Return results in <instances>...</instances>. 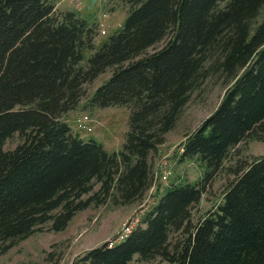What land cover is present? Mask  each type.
Here are the masks:
<instances>
[{"label": "trees", "instance_id": "16d2710c", "mask_svg": "<svg viewBox=\"0 0 264 264\" xmlns=\"http://www.w3.org/2000/svg\"><path fill=\"white\" fill-rule=\"evenodd\" d=\"M122 1L130 7L123 24L95 47L97 23L57 13L53 0H0V255L45 225L65 230L101 196L142 199L156 178L152 153L194 90L220 74L231 85L178 157L199 163L203 177L167 185L124 239L73 264H130L135 256L264 264V154L236 168L221 201L192 217L232 149L246 138L264 142V0ZM108 70L88 97L86 86ZM84 98L90 109L131 110L119 151L73 131L66 116ZM16 135L21 141L6 149Z\"/></svg>", "mask_w": 264, "mask_h": 264}, {"label": "rangeland", "instance_id": "374dc122", "mask_svg": "<svg viewBox=\"0 0 264 264\" xmlns=\"http://www.w3.org/2000/svg\"><path fill=\"white\" fill-rule=\"evenodd\" d=\"M91 1L82 0L78 7L72 0H53L57 13L74 11L91 23H97L99 34L95 38V47H98L123 24L130 7L122 0H96L90 9ZM228 1L222 0L220 7H224ZM263 18L264 10L259 21ZM102 30L106 33H101ZM84 53L87 58L91 51L84 50ZM111 74V70H108L87 85V96H91ZM230 85L222 75L217 74L209 77L194 90L175 127L166 134L164 144L151 155L150 160L157 179H153L150 189L142 199L122 204L112 198L103 200L101 196L102 201L93 202L89 208L79 211L65 230L56 232L49 230V225H45L43 230L21 240L0 255V264H73L87 250L107 240H121L122 235L129 234V229L137 225L144 213L157 201L158 193L167 185L180 180L199 181L204 175V168L194 160H179L181 144L187 135L196 130L215 110ZM86 101L84 98L80 107L66 116L73 131L85 139L98 140L109 151H119L129 129L131 110L127 106L90 109L85 107ZM82 114L91 117L92 131H83L76 127L75 120ZM20 141V136L16 135L6 142L5 148L13 149ZM263 154L264 142L252 138H246L232 149L223 168L208 185L201 201L193 206V219L199 220L221 201L227 185L236 177V168L247 166ZM99 188L100 184L96 183L93 191H98ZM130 264L172 263L160 257L142 260L135 256Z\"/></svg>", "mask_w": 264, "mask_h": 264}, {"label": "built area", "instance_id": "2783aa9c", "mask_svg": "<svg viewBox=\"0 0 264 264\" xmlns=\"http://www.w3.org/2000/svg\"><path fill=\"white\" fill-rule=\"evenodd\" d=\"M72 2L76 3V5L79 7L80 4L82 3V0H72ZM101 33L105 34L106 31L105 30H102ZM75 123H76V127L79 129V130H83V131H92V128L90 126V124L92 123L91 122V117L88 115V114H82L80 116H78L75 120ZM157 179V178H156ZM132 229V228H131ZM131 229H129V232L131 231ZM127 236V234L124 236L122 235L121 238L124 239L125 237ZM121 239V240H122ZM120 240V239H119ZM119 240H116V241H119ZM114 242H111V245L113 244Z\"/></svg>", "mask_w": 264, "mask_h": 264}, {"label": "water", "instance_id": "95a60500", "mask_svg": "<svg viewBox=\"0 0 264 264\" xmlns=\"http://www.w3.org/2000/svg\"><path fill=\"white\" fill-rule=\"evenodd\" d=\"M95 1H96V0H92V1H91V4H90V6H89L90 9L93 8V5H94Z\"/></svg>", "mask_w": 264, "mask_h": 264}]
</instances>
